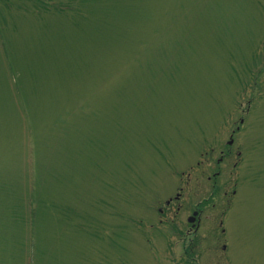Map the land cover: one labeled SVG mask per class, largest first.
<instances>
[{
	"label": "rangeland",
	"instance_id": "rangeland-1",
	"mask_svg": "<svg viewBox=\"0 0 264 264\" xmlns=\"http://www.w3.org/2000/svg\"><path fill=\"white\" fill-rule=\"evenodd\" d=\"M236 161L183 251L159 198ZM190 255L264 264V0H0V264Z\"/></svg>",
	"mask_w": 264,
	"mask_h": 264
},
{
	"label": "flooded vegetation",
	"instance_id": "flooded-vegetation-1",
	"mask_svg": "<svg viewBox=\"0 0 264 264\" xmlns=\"http://www.w3.org/2000/svg\"><path fill=\"white\" fill-rule=\"evenodd\" d=\"M231 148H229L227 152L225 150H220L222 158L218 161L219 166L226 163V162L222 163L225 157L231 160V157L234 155V152ZM240 154L241 152H237V155ZM239 165L244 166L243 163L240 164L238 162H234L232 164L227 163L226 165L228 166L227 170H226V166L223 169L221 167L218 168L215 167L213 169L211 176L207 177V182L211 184V193H212L209 197L206 198V196L203 195L200 196L198 200L193 199L192 196L187 198L185 195L186 188L183 187L182 185L180 186L181 188L179 187L180 189L175 197L173 198L171 197L169 200L166 201L164 205L158 207V210L161 213L162 217L166 216L165 219L167 220V223L169 222L171 229H175V231H177V233L179 234L186 235V237L182 239V241L185 244L183 249L185 252H187L186 251L187 248L189 247L193 248L194 243H192V239L193 237H196L201 231V227L204 222L205 210L210 208L211 209L214 208L216 210L215 207L217 205V199L222 200L225 203L230 201V197H228V192L232 191L231 192L232 195L236 196L240 185L239 179L242 174L240 176H237L235 179H232V176L238 174L237 171L239 170L238 169ZM243 169L244 168L240 170L243 171ZM224 181L226 182L227 185H225ZM232 181L234 182L232 183ZM230 185H232L233 188L232 190L228 189V186ZM222 213L225 214L226 210H221V214ZM169 214H173V215H169ZM180 214H182V221L185 223L184 226H180L179 224L175 225L177 223L176 219H178ZM169 217H171L172 220H169L168 219ZM191 218H193V221ZM189 238H191L190 241H188ZM200 261L197 258H191L190 261L181 259L178 262H175L174 264H198Z\"/></svg>",
	"mask_w": 264,
	"mask_h": 264
}]
</instances>
